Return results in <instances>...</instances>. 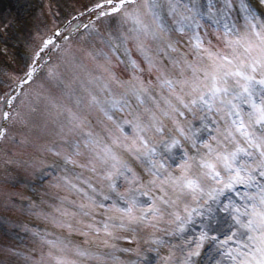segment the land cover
Segmentation results:
<instances>
[{"label":"snow or ice","instance_id":"6c2138e0","mask_svg":"<svg viewBox=\"0 0 264 264\" xmlns=\"http://www.w3.org/2000/svg\"><path fill=\"white\" fill-rule=\"evenodd\" d=\"M32 19L0 22V264H264V0Z\"/></svg>","mask_w":264,"mask_h":264},{"label":"rangeland","instance_id":"374dc122","mask_svg":"<svg viewBox=\"0 0 264 264\" xmlns=\"http://www.w3.org/2000/svg\"><path fill=\"white\" fill-rule=\"evenodd\" d=\"M32 1H34V2H31V3L29 1L27 2L29 4V6H30L29 10H31L32 7H34L33 11L31 12V16L27 15L26 13H23L24 10H21V12H16V11H14L11 8L8 7V3H6V4L3 3V5H4L3 6V8H4L3 10L7 11V12H12V15L8 14L7 12H3L2 11L1 14H0V22H2L4 18H10V17L15 16V15L18 14L19 17L24 21V31L27 32L30 28L33 27L34 21H33L32 17L33 16H37L36 15L37 12L39 13L40 0H32ZM11 2H12V0H11ZM8 9H10V10H8ZM26 15H27V17L25 18ZM9 45H10L9 63H11V59H10L11 56L14 55V54L19 55V53L21 52V49H20V46L18 44H16L15 40L10 41ZM3 67H4V61L0 60V69H3ZM11 67L12 68H17V65L12 64ZM3 79H4V77L2 75H0V81H3ZM18 217L19 216L17 214L16 219H18ZM21 235H23V234H21ZM15 239H16L15 237H6L5 234L2 231H0V243H11Z\"/></svg>","mask_w":264,"mask_h":264},{"label":"bare ground","instance_id":"6f19581e","mask_svg":"<svg viewBox=\"0 0 264 264\" xmlns=\"http://www.w3.org/2000/svg\"><path fill=\"white\" fill-rule=\"evenodd\" d=\"M3 3H5V4L8 3V7L11 8L12 10L16 11V12H18L21 8L23 9V6H25V5H23V6H20L21 7L20 9H16V6L18 4H20V2L18 0H16L15 2L13 0H12V2H11V0H0V14H1L2 11L3 12H7V11L3 10L4 9L3 8V6H4ZM7 13L12 15V12H7Z\"/></svg>","mask_w":264,"mask_h":264}]
</instances>
